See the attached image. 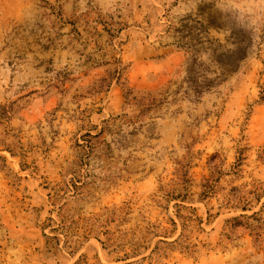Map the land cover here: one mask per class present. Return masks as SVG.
I'll list each match as a JSON object with an SVG mask.
<instances>
[{
  "label": "rangeland",
  "instance_id": "obj_1",
  "mask_svg": "<svg viewBox=\"0 0 264 264\" xmlns=\"http://www.w3.org/2000/svg\"><path fill=\"white\" fill-rule=\"evenodd\" d=\"M0 264H264V0H0Z\"/></svg>",
  "mask_w": 264,
  "mask_h": 264
},
{
  "label": "trees",
  "instance_id": "obj_2",
  "mask_svg": "<svg viewBox=\"0 0 264 264\" xmlns=\"http://www.w3.org/2000/svg\"><path fill=\"white\" fill-rule=\"evenodd\" d=\"M194 64H196V62L194 61ZM215 82V80L214 79H208V80H206V83H207V85H209V84H213ZM126 90V92H125V94H126V97H127V94L129 93V89L127 88V89H125ZM89 137H91L90 135H88ZM92 138V137H91ZM87 147H90L91 148V146H87ZM74 186V188H76L77 189V186L76 185H73Z\"/></svg>",
  "mask_w": 264,
  "mask_h": 264
}]
</instances>
